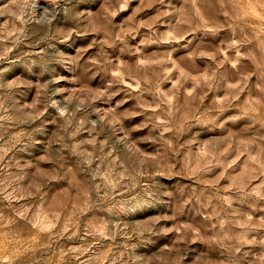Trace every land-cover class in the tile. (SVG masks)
Wrapping results in <instances>:
<instances>
[{
  "label": "rangeland",
  "instance_id": "obj_1",
  "mask_svg": "<svg viewBox=\"0 0 264 264\" xmlns=\"http://www.w3.org/2000/svg\"><path fill=\"white\" fill-rule=\"evenodd\" d=\"M0 264H264V0H0Z\"/></svg>",
  "mask_w": 264,
  "mask_h": 264
}]
</instances>
